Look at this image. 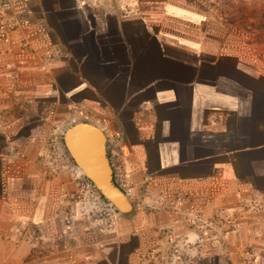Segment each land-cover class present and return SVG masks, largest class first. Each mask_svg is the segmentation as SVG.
Wrapping results in <instances>:
<instances>
[{"label":"crops","instance_id":"1","mask_svg":"<svg viewBox=\"0 0 264 264\" xmlns=\"http://www.w3.org/2000/svg\"><path fill=\"white\" fill-rule=\"evenodd\" d=\"M11 1L0 264H241L249 248L264 264V48L213 0ZM78 122L105 133L132 203L107 228L79 213L100 200L62 144Z\"/></svg>","mask_w":264,"mask_h":264},{"label":"water","instance_id":"2","mask_svg":"<svg viewBox=\"0 0 264 264\" xmlns=\"http://www.w3.org/2000/svg\"><path fill=\"white\" fill-rule=\"evenodd\" d=\"M62 144L99 194L119 214H128L132 210V203L113 179L105 133L91 123L78 122L64 131Z\"/></svg>","mask_w":264,"mask_h":264},{"label":"rangeland","instance_id":"3","mask_svg":"<svg viewBox=\"0 0 264 264\" xmlns=\"http://www.w3.org/2000/svg\"><path fill=\"white\" fill-rule=\"evenodd\" d=\"M213 2L218 6V12L212 15L216 16L225 31L230 33L233 31L235 35H241L245 43L259 45L260 50H263L264 0H213Z\"/></svg>","mask_w":264,"mask_h":264},{"label":"built area","instance_id":"4","mask_svg":"<svg viewBox=\"0 0 264 264\" xmlns=\"http://www.w3.org/2000/svg\"><path fill=\"white\" fill-rule=\"evenodd\" d=\"M11 0H0V39L6 40L9 37L10 31L16 28V23L7 17V10L11 8ZM117 179V177L115 178ZM96 198L100 200V207L91 209L83 208L79 211L82 217H95L98 219L99 224L107 228L109 226V219L115 220L119 214L117 210L99 193H96ZM180 214L191 226H196L200 230H209L213 226V222L204 215L194 211H180ZM73 216L67 217L64 222L66 225L72 226ZM241 264H260L256 259L252 248L246 249L241 257Z\"/></svg>","mask_w":264,"mask_h":264}]
</instances>
